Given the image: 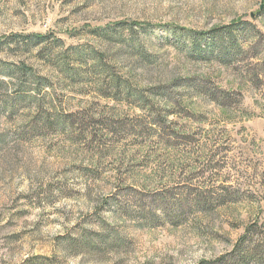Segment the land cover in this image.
Instances as JSON below:
<instances>
[{
    "label": "rangeland",
    "instance_id": "rangeland-1",
    "mask_svg": "<svg viewBox=\"0 0 264 264\" xmlns=\"http://www.w3.org/2000/svg\"><path fill=\"white\" fill-rule=\"evenodd\" d=\"M0 264H264V0H0Z\"/></svg>",
    "mask_w": 264,
    "mask_h": 264
},
{
    "label": "trees",
    "instance_id": "trees-1",
    "mask_svg": "<svg viewBox=\"0 0 264 264\" xmlns=\"http://www.w3.org/2000/svg\"><path fill=\"white\" fill-rule=\"evenodd\" d=\"M245 256H246V258H247V257H250L249 255H245ZM245 256H244V257H245Z\"/></svg>",
    "mask_w": 264,
    "mask_h": 264
}]
</instances>
